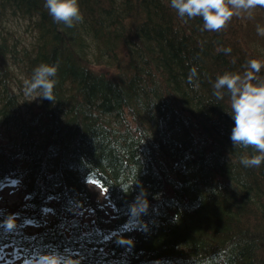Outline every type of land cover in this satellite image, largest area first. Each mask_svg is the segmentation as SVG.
<instances>
[{
	"label": "trees",
	"instance_id": "1",
	"mask_svg": "<svg viewBox=\"0 0 264 264\" xmlns=\"http://www.w3.org/2000/svg\"><path fill=\"white\" fill-rule=\"evenodd\" d=\"M78 3L83 21L67 27L45 0H0V187L17 181L25 202L11 229L0 205V249L27 263L55 252L78 264H264V162L241 163L259 153L230 142V93L214 95L253 59L264 79V12L207 31L171 0ZM41 64H58L53 100L33 93L36 108L21 111ZM86 208L98 224L75 220Z\"/></svg>",
	"mask_w": 264,
	"mask_h": 264
},
{
	"label": "clouds",
	"instance_id": "2",
	"mask_svg": "<svg viewBox=\"0 0 264 264\" xmlns=\"http://www.w3.org/2000/svg\"><path fill=\"white\" fill-rule=\"evenodd\" d=\"M264 6V0H171V7L179 17L189 19L201 17L203 27L207 31H220L234 15L241 11H249L256 6ZM45 7L56 23L73 27L83 21L78 0H45ZM259 35H264V28H258ZM230 53L231 49L223 50ZM262 63L255 59L248 61V68L243 76L236 73H225L219 76L214 84V95L222 99V89L230 93L232 115L234 122L229 140L233 145L252 147L258 155L242 158L241 163L246 167H259L264 162V79L256 74L260 72ZM58 64H41L32 75L31 80L25 81L26 95L39 93L42 100H53V89L57 81ZM196 75V69L191 70L189 81ZM255 81V82H254ZM149 208L147 196L137 197L130 205L133 215L146 213ZM9 229L14 227L11 219L6 221ZM30 264H78V261L61 253H43Z\"/></svg>",
	"mask_w": 264,
	"mask_h": 264
},
{
	"label": "rangeland",
	"instance_id": "3",
	"mask_svg": "<svg viewBox=\"0 0 264 264\" xmlns=\"http://www.w3.org/2000/svg\"><path fill=\"white\" fill-rule=\"evenodd\" d=\"M95 69L99 73H103V72L111 73L113 68L109 66L108 63H103L95 67ZM16 184H17L16 181H12L10 184L5 183L1 186V192H0V205L3 209H5L6 212H14V215L16 216L14 217L15 224H17L18 222L17 216L19 215V207H20L19 204H21V206L25 204V202H22L20 199V191L16 190V188L13 187ZM24 200H26L25 196H24ZM105 205H106L107 215L110 216L111 215V210L109 208L110 206L107 202ZM51 218H52V215H50L49 212H45V219L50 220ZM77 219L81 224L91 225V224L99 223L95 213H93L91 209H87V208L79 209ZM25 228L28 231L33 230L27 224H25ZM21 259L22 258L20 257L16 249H13L12 247H6V246L1 248L0 264H27L26 261H23Z\"/></svg>",
	"mask_w": 264,
	"mask_h": 264
},
{
	"label": "water",
	"instance_id": "4",
	"mask_svg": "<svg viewBox=\"0 0 264 264\" xmlns=\"http://www.w3.org/2000/svg\"><path fill=\"white\" fill-rule=\"evenodd\" d=\"M259 9H261L264 12V6H257Z\"/></svg>",
	"mask_w": 264,
	"mask_h": 264
}]
</instances>
